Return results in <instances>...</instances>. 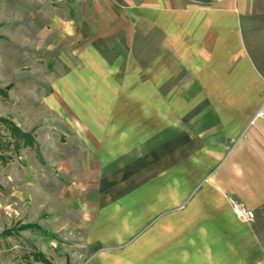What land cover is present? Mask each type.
<instances>
[{"label": "crops", "instance_id": "crops-1", "mask_svg": "<svg viewBox=\"0 0 264 264\" xmlns=\"http://www.w3.org/2000/svg\"><path fill=\"white\" fill-rule=\"evenodd\" d=\"M30 1L41 206L86 229L74 263L264 264L258 0Z\"/></svg>", "mask_w": 264, "mask_h": 264}, {"label": "rangeland", "instance_id": "rangeland-1", "mask_svg": "<svg viewBox=\"0 0 264 264\" xmlns=\"http://www.w3.org/2000/svg\"><path fill=\"white\" fill-rule=\"evenodd\" d=\"M32 6L30 0H0V119L29 134L34 143L15 148L8 126L0 123V234L10 228L13 232L0 238V264H41L35 261L38 253L50 264H78L83 258L74 263V256L84 241L73 234L86 229L41 206V189L46 185L40 169L42 141L54 136L53 145L57 138L55 130L47 133L44 129L51 122L42 103L50 83L45 79L47 65L27 57L33 50L26 44L36 36ZM257 9L256 17L247 24L246 39L264 73V0H258ZM32 223L42 230H21Z\"/></svg>", "mask_w": 264, "mask_h": 264}, {"label": "trees", "instance_id": "trees-1", "mask_svg": "<svg viewBox=\"0 0 264 264\" xmlns=\"http://www.w3.org/2000/svg\"><path fill=\"white\" fill-rule=\"evenodd\" d=\"M7 89L9 90L10 86ZM5 95H7V92H5ZM0 123L6 125V127L8 126L7 129H8V131H10V135L12 137L13 144H14L15 148H20L21 144H23L24 146H31L34 144L33 140L31 139V136L29 134L21 132L19 130V128H17L15 125H13L8 120L0 119ZM8 144H10V143L8 142ZM35 228L42 230V228L37 224H25L21 227V230L25 231V230L35 229ZM12 233L13 232H12L11 228L6 229L0 234V238H8L12 235ZM35 261L42 263V264H50L49 261L45 258V256L43 254H40V253H38L35 256Z\"/></svg>", "mask_w": 264, "mask_h": 264}, {"label": "built area", "instance_id": "built-area-1", "mask_svg": "<svg viewBox=\"0 0 264 264\" xmlns=\"http://www.w3.org/2000/svg\"><path fill=\"white\" fill-rule=\"evenodd\" d=\"M258 120L264 121V106L259 110L254 120L251 122V125H255ZM232 210L238 220L242 222H252L255 220V212L253 210L248 209L242 203L235 201L233 199L230 200Z\"/></svg>", "mask_w": 264, "mask_h": 264}]
</instances>
